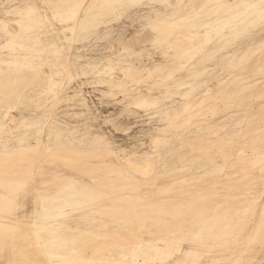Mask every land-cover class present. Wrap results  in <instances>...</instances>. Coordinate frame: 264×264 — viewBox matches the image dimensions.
<instances>
[{
    "label": "snow or ice",
    "instance_id": "snow-or-ice-1",
    "mask_svg": "<svg viewBox=\"0 0 264 264\" xmlns=\"http://www.w3.org/2000/svg\"><path fill=\"white\" fill-rule=\"evenodd\" d=\"M124 19L139 27L134 28L135 36L122 44L125 51L118 58L119 66L105 69L123 70L122 84L132 79L134 84L146 83L151 88L155 75H163L173 58L175 35V31L165 29H175L177 21L187 25L194 38L202 37L196 56L206 62L227 65L229 70L242 69L254 54L257 38L264 57V0L159 5L150 0H0V51L6 64L0 73L4 78L3 104L6 111H12L13 105L19 108L21 127L32 132L3 142L0 264H264V108L258 147L256 140L248 137H244L243 146L219 137L210 142V159L215 156L224 161L219 165L213 159L216 170L224 175L231 165L238 177L226 188V203L217 208L211 222L195 200H183V193L166 207L155 203L159 186L154 182L153 154L145 152L134 160L122 154L107 136L65 131L59 125L56 105L62 97V85L58 78L65 72L71 76L64 56L71 61L73 44L102 37L111 43L117 33L114 26ZM200 28L209 31L201 33ZM145 56L153 65L146 78ZM133 57L139 58V67ZM62 67L65 72L60 71ZM76 67L79 70L80 66ZM25 73L32 74V87L47 84L43 92L47 102H40L43 108L37 103L38 111L30 117L36 102L27 89L20 92L16 87ZM174 74L169 72L167 78ZM124 95L121 104L127 111L133 105L126 91ZM135 107L146 109L151 117L147 110L159 112L160 102L137 97ZM104 123L123 130L117 120L104 118ZM145 131L151 134L141 129L134 153ZM5 135L10 136L6 126ZM165 143L157 136L153 153ZM105 154L124 163L105 174L108 165L97 163ZM129 191L135 197H128ZM100 205L111 223L95 220V209ZM77 216L100 227L73 229L65 223ZM67 232L73 235L69 237Z\"/></svg>",
    "mask_w": 264,
    "mask_h": 264
},
{
    "label": "rangeland",
    "instance_id": "rangeland-1",
    "mask_svg": "<svg viewBox=\"0 0 264 264\" xmlns=\"http://www.w3.org/2000/svg\"><path fill=\"white\" fill-rule=\"evenodd\" d=\"M3 2L7 3L8 0H3ZM20 2H23V0H20ZM150 2H155L158 5L164 3L162 0H151ZM114 27L117 29V33L111 43L102 37L100 40L72 45L74 51L71 54L72 59L68 63L72 78L65 83L64 91L62 92L64 101L56 109L59 117L58 123L61 124L60 126L65 131H79L82 134H90L93 137L98 134L107 136L121 153L137 155H143L145 152L151 153L154 137L162 133L166 122L173 118V115L181 109V106L187 101L193 102L204 96L205 90H209V94L216 95V81L223 79L224 84L229 82L233 76L232 70H229L227 65H219L215 62L204 61L199 63L196 70L201 73L203 68L207 67L206 71L209 74L198 77L192 82L186 77V74L178 75L177 80L181 83H186V85L173 91L170 95L164 90L156 89L153 86L149 88L148 85L142 84L140 87H135L136 92L159 100L160 111L152 110L151 117L146 114L145 110L133 107L126 111L121 104L122 96H111L105 86L99 83L93 75L94 72L105 69L110 59L114 60L115 63L118 62L120 54L125 51L122 44H127L135 36L134 28H138L139 24L134 23L130 19H124ZM122 33L125 35L123 40L120 38ZM128 33H131V35L128 36ZM257 37H259V33H257ZM259 43L260 41L257 38L254 50L259 48ZM233 54L235 55V53ZM240 55H243V53H240ZM45 57L46 59L49 58L47 53ZM64 57L68 58L67 55ZM260 58V60L264 59L262 56ZM51 59L55 60V57H51ZM132 59L137 60L135 66L139 67V58L133 57ZM159 59L157 58V63H159ZM0 60H5L2 51H0ZM250 60L251 57H249V62L244 69L236 74L237 76L250 79L256 74L255 61L257 60ZM142 63L145 66L143 69L153 66L150 64L147 56L143 58ZM76 65L80 66L79 70ZM128 66L125 65V67ZM5 70L6 64H2L0 61V73H3ZM115 76L119 77V72H116ZM260 81L263 83L260 89L261 92L253 96L247 95L239 106H232L226 109L217 105L218 109L213 115H193L190 119H184L183 124H178V129L168 132L167 143L160 149L159 162L157 163L158 176L154 182L159 187L155 190V202L163 203L171 199L178 200L180 199L178 194L181 193L184 194L183 200H188L190 199V195L206 193L213 187L217 189L221 196L226 194L224 185L227 183L223 181L222 176L218 179L214 175H209L212 167L210 162L206 160V157L201 161L196 160L197 155L202 150L208 151L210 147V143H208L202 148L199 140L209 138L211 133L216 132V130L230 132L239 121H242L241 125H246L253 112L260 113L261 109L264 108V75L260 77ZM3 83L4 78L0 75V124L5 125V114L12 113L21 121L22 112L15 105H13L12 111L5 110L3 104ZM31 85V73L22 75L16 85L20 92H24L27 89L30 98L36 102L32 105V112L28 113L29 117L32 113L38 111L37 103L40 104V108H43V103L40 102H46L43 97L38 96L39 92L46 89L45 83L37 84L35 87ZM169 86L171 88L174 87V85ZM230 89V86L226 88L227 91ZM129 111L131 115L128 114ZM122 113L124 114L122 115ZM104 118L117 120L119 128L123 130H117L112 125L105 124ZM254 119L255 122L251 123L247 135L239 136L234 140L241 146L245 143L244 137H248L249 141L255 139L257 147L259 146V140L255 136L256 132L254 130L261 129V120L257 119V116ZM150 120L154 121V123H150ZM141 129L150 130L151 134L145 131L143 139L139 144V150L134 153L133 148L136 144V138L141 136ZM30 134H32L31 129H28L25 132L16 133V136L24 137ZM4 140L3 137L0 138V149L3 148ZM44 140L47 141V137H44ZM184 141H191V146L183 148L182 144ZM145 142L147 147L145 146ZM248 154L252 155V152L249 151ZM182 166L183 169L180 172L179 169ZM230 173H233L232 169H230ZM178 182L181 185L172 187V184ZM183 200L181 201L183 202ZM77 220V218L74 220L70 219L67 222L71 225L72 221ZM258 221L259 217L257 216Z\"/></svg>",
    "mask_w": 264,
    "mask_h": 264
},
{
    "label": "bare ground",
    "instance_id": "bare-ground-1",
    "mask_svg": "<svg viewBox=\"0 0 264 264\" xmlns=\"http://www.w3.org/2000/svg\"><path fill=\"white\" fill-rule=\"evenodd\" d=\"M162 1L164 3H172V4H175V3L206 4V3L218 2V0H162ZM81 2L92 3V2H94V0H81ZM95 2H103V0H95ZM223 2H226V3H242V2H246V0H223ZM213 23H215V20H213ZM165 31L166 32L167 31H175V35L172 39L173 48H174V50L172 52L173 58L167 62V70H165L163 72V75L161 76L160 74H156L155 78L151 81V84L156 89L164 90L168 93V95H170V94H172L173 91H175V90L183 87L184 85H186V83H181L177 80L178 75L186 74V77L189 78V80L192 82L198 77L209 74V72L206 71L207 67H204L203 70L201 71V73L196 70L197 65L199 63H202L205 61L203 59V57L197 58V56H196V50L199 48L202 37L194 38L193 33L191 32L190 28L187 25L180 24L179 21L176 22L175 29H165ZM199 31H201V33H204V32H207L209 30L204 29V28H200ZM250 57H251V60H257V61H255L256 62V67H255L256 68V74H254V76L252 78L248 79V78H242L240 76H237L236 74L239 73L240 71H242L244 68H242V69L241 68H235L234 70L231 71L233 76L229 82L224 84L223 79H219L216 81V84H217V91L215 92L216 95L215 94L214 95L209 94V90H205L204 96L200 97L199 99H197L193 102H190V101L185 102L181 106V109L173 115V118L166 122V125H165L162 133L156 135L154 137V139L158 136V137L162 138L163 140L167 141L168 140V132L178 129V124L179 125L183 124L184 119H190V118H192L193 115H198V116L213 115L214 112L218 109L217 105H220L226 109L227 108L229 109L232 106L237 107V106H239L240 103H242L244 101V98L247 95L253 96L254 94L256 95L257 93H260L261 92L260 89L263 85V83L260 81V77L264 75V59L260 60L261 55L259 52V48L254 50V54L251 55ZM160 59H162V57H160ZM110 60L113 61V63L111 65H109V63H107L106 68H117L119 66L118 62L115 63L114 60H112V59H110ZM0 61L2 64H5V60H0ZM20 62L23 63L22 57H21ZM64 62H65V66L68 67L69 66L68 58L64 57ZM248 62L249 61H246L245 66ZM237 64H239V61H237ZM152 67H150V68H152ZM105 69L98 70V71L94 72L93 75L97 78L99 83H101L103 86H105V88L107 89L109 94L111 96L121 95L122 101H124L126 98L124 95V92L126 91L129 94V97H130L129 102L133 105L132 107L135 109H140V110L146 111V109H144V108L135 107V102H136L137 97H143L145 99H148L149 97L141 94L140 92H135V94H133V89H135V87H137V86L140 87V85H142V84H145V85H148V84L139 83V82L134 84L132 82V79H128L126 81V84H122V82L125 81V73L123 70L106 72ZM148 70H149V68L143 69L144 74H145V78L147 77ZM60 71L65 72V68L62 67L60 69ZM173 71L175 73L173 78L168 79L167 77L169 75V72H173ZM116 72H119V74H120L119 77L115 76ZM133 75L135 76V75H137V73L134 72ZM71 78L72 77L69 76L66 72H65V75L63 77L58 78L60 84L62 85V89H61L62 92L64 91L65 83L67 81H70ZM169 85H171V86L174 85V87L171 88ZM229 86L231 87V89L229 91H227L226 88H228ZM45 88L47 89L46 82H45ZM223 89H225V90H223ZM45 90L39 92L38 96L40 95L47 102L48 97H45L43 95V92ZM150 100L151 101H157V100L152 99V98H150ZM63 101H64V98L61 97V100L56 105V109H57V106H59ZM49 107H51V105H49ZM147 111H152V110L148 109ZM260 115H261V112L260 113L253 112L252 115L250 116L249 120L247 121L246 125H243V124L241 125L242 121H239L236 123V127L233 130H231L230 132H226V130H216V132L211 133L209 138H202L199 140L201 142V147L204 148V146L206 144L210 143L211 141L216 142L218 137L220 139H223V140H228V139L235 140L239 136L247 135V133L249 132V127L251 126V123L255 122L254 118L257 116V119H260ZM6 116H7L6 124L5 125L0 124V138L3 137L4 139H8L11 137H17L18 136V135L16 136L17 132H15L14 129H20V131H19L20 133L25 132V129L21 127V121H19L15 115H13L12 113H7V114H5V118H6ZM59 125H61V124H59ZM5 126L7 127V131L10 134V136L5 135ZM260 130L261 129L254 130L256 132L255 136L257 137L258 140L260 138L259 137ZM44 137H47V135H45ZM154 139H153V142H154ZM153 142H152V145H153ZM165 144H162L159 147V150L156 151L155 153H153V150L150 153V154L154 155L155 172H156V176L154 177V180H156L157 176H158V174H157L158 173L157 172L158 164L157 163L159 162L160 149L162 147H164ZM182 146H183V148L190 147L191 141H184ZM207 152L208 151H206L205 149L202 150L197 155L196 160L201 161L203 158L206 157V160L210 162L211 167H212V171L209 172V175L210 176L214 175L215 178H218V179L222 176L223 181H225L227 183L226 185H224L225 188H227L228 186L235 183V180L238 179V177L236 176V172L230 173V169H232L231 165H229V167H228L227 174L221 175L216 170V165L213 163V159L217 160L219 165L224 164L223 159L219 158V157H217V158L213 157L212 159H210V157L208 156L209 154ZM2 153H3V148L0 149V160H2ZM128 156H132L133 159L135 160L139 156H143V155L128 154ZM249 156H251V155H249ZM97 163H99L100 165H104V164L108 165V168L104 169L105 174H107L110 169H112L113 167H119L124 162L116 160V158L114 156H107L105 154L104 159L97 161ZM124 166L127 167V165H124ZM180 168L181 169H179V171L181 172L183 169V166ZM258 175H259V173L257 172V176ZM179 185H181L180 182L174 183V184H172V187H176ZM69 195H72V194L69 193ZM126 195L128 197L132 198V197H135L136 194L129 191L126 193ZM223 196H221L220 193L217 191V189L215 187H213L206 193H201V194L195 193L194 195H190V199L195 200L198 203L199 207L205 211L207 219L211 222L212 218L217 213V208L220 205H224L226 203ZM258 198L259 197L257 195V199ZM172 200H174V199L165 201L163 203H157V202H155V203L157 205H159L161 208H163V207L168 206L169 202ZM130 202L133 205L135 204L134 199H132ZM95 211H96V213H98V215L95 216L96 221H106V222L111 223V221L108 219V216L105 214L104 207L102 205L97 206ZM222 214H223V210H221V215ZM70 219H72V218H69L67 221H70ZM77 219H78L77 221H72L71 225L67 221H65V223L70 225V227H72L73 229H75L77 227L92 228V229L100 227L99 223L92 224V223H90L89 220H86V219L81 218L79 216H77ZM66 235L71 237L73 235V233L67 232ZM217 258H219V257H217Z\"/></svg>",
    "mask_w": 264,
    "mask_h": 264
}]
</instances>
